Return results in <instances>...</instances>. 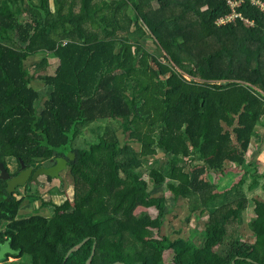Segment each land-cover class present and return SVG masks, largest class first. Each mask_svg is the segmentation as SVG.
I'll return each mask as SVG.
<instances>
[{"label": "trees", "instance_id": "16d2710c", "mask_svg": "<svg viewBox=\"0 0 264 264\" xmlns=\"http://www.w3.org/2000/svg\"><path fill=\"white\" fill-rule=\"evenodd\" d=\"M19 1L17 17L14 0H0V161L17 163L15 176L21 162L73 153V198L44 200L30 182L8 193L0 180V245L12 251L3 262L86 264L95 247L91 264H164L168 251L175 264H264V199L245 222L244 178L233 183L230 171L244 167L254 136L264 150V12L245 5L253 26H218L225 0ZM101 121L97 140L76 146ZM250 164L253 190L264 174ZM36 201L51 215L20 218ZM186 204L188 224L206 223L168 233Z\"/></svg>", "mask_w": 264, "mask_h": 264}, {"label": "rangeland", "instance_id": "374dc122", "mask_svg": "<svg viewBox=\"0 0 264 264\" xmlns=\"http://www.w3.org/2000/svg\"><path fill=\"white\" fill-rule=\"evenodd\" d=\"M34 1V0H33ZM36 1H34L35 3ZM12 10L13 12L17 13V17L22 15L24 13V5L22 2H20L19 0H14V3L12 2ZM20 20L23 21L24 19H22V17H20ZM144 46H146V49L148 50V52L155 54L156 56L160 57L159 53H157V47L155 46V44L151 41L146 43H143ZM45 90H42V92ZM42 94V101L38 102L39 106H43V103L45 102V100H47L48 98V91L46 90L45 92L41 93ZM114 124H118L120 121H113ZM107 124L105 121H101L98 123L93 124L92 126L88 127L86 130L83 131L82 135L79 137V139L77 140V144L76 146L78 147H84L86 145H89L90 143L94 142L97 140L98 138V132L97 131L96 126L97 125H105ZM108 125V124H107ZM95 127V128H94ZM261 129V128H260ZM119 135L121 137V144L124 143V134L120 131ZM261 142V137L260 136H254L253 137V143H252V152L249 154L248 158H247V162L244 165L243 168H233L230 169V171L232 172L233 175V183H238L241 179L244 178V183H242V185L240 186H244L243 189V193H245V196L247 198L248 201V208L247 211L244 213L245 216V222H248L249 219L253 216V206H254V202H253V198L259 197L261 199H264V187H263V183H264V178L261 179V185H259L257 188L253 189V190H248L247 186L250 183V179L248 178V169L250 168L251 164L250 161L257 164L258 169H259V173L260 174H264V150L263 148H258L257 151H254V145H257ZM159 159V158H157ZM159 165L158 161H154V162H147L146 164V169L148 170V172L150 171L151 168L155 167ZM9 169L11 171V173H15L18 170V166L17 163L15 162H9ZM61 177H62V183L56 181V180H52V181H48L47 177L45 176H40L38 178V183H43L42 185L38 186V188H36L34 186V184L38 185L37 183L34 182L33 185H31V189H29V194L31 195H42L44 194L43 198L46 200H53L55 203L57 204H62L65 200L67 199H72L73 198V180L72 177L70 176L68 170L63 171L62 173H60ZM222 177V175H217L216 173H214V175L212 176V178L221 183L224 184V188L228 187V178L229 177H224V180H220ZM58 179V178H56ZM226 183V184H225ZM165 191L168 194V191L166 189V187L164 188ZM20 190L22 192H24V187L20 188ZM233 193V192H232ZM236 196V193H233ZM222 198V197H221ZM234 199L233 197H230V200ZM218 204V203H216ZM35 205H38V207L33 206L34 209H31L29 212H26L23 210V207L20 209L19 212V217L20 218H26L28 216H32V215H36V214H40L42 216H50V211L47 208H42L39 209V206L41 205V203H37ZM174 205L173 200H170V207H172ZM145 208H140L137 211V216L140 217L141 212L145 211ZM174 215L171 214L169 216V221L168 224L166 225V231L168 233H172L175 232L176 230L181 229L182 227L186 230H191V228H196V226H203L206 221H207V217L206 218H200L198 219V223H197V218L194 216L193 220H191V222L188 224L186 220H184L186 213L188 212V204H186L185 207H181L179 206V209L174 210ZM150 213L151 216L153 218H156L158 216V210L153 208L150 209ZM178 215V216H175ZM99 230H101V228H99ZM147 234L149 235H157L156 232H148ZM10 249V248H9ZM12 252V251H10ZM6 264V263H4ZM164 264H175L174 263V254L171 251L166 252L165 254V258H164Z\"/></svg>", "mask_w": 264, "mask_h": 264}, {"label": "water", "instance_id": "95a60500", "mask_svg": "<svg viewBox=\"0 0 264 264\" xmlns=\"http://www.w3.org/2000/svg\"><path fill=\"white\" fill-rule=\"evenodd\" d=\"M221 85H226V83H222ZM67 158L74 160L75 155L69 152L67 154ZM68 159L59 157L56 159L55 165L51 167L40 166L37 168H35L34 166L27 168L25 163L21 162V171L15 176H13L11 171H8L5 165L0 161V180L6 181L8 193H13L16 191L18 187H24L28 182L30 183L35 182L38 184V178L40 176L60 178V173H62L67 169ZM88 240L89 238L85 239L78 245L71 248L65 257V262L72 253L78 251ZM94 254H95V247L93 248L92 255L87 260L86 264H91ZM115 264H125V263L117 262Z\"/></svg>", "mask_w": 264, "mask_h": 264}, {"label": "built area", "instance_id": "2783aa9c", "mask_svg": "<svg viewBox=\"0 0 264 264\" xmlns=\"http://www.w3.org/2000/svg\"><path fill=\"white\" fill-rule=\"evenodd\" d=\"M225 3L229 10V13L216 21L218 26L227 25L233 22H237L238 20L244 22L248 26H253V21L246 17L241 11L243 6L245 5H251L264 12L263 0H225Z\"/></svg>", "mask_w": 264, "mask_h": 264}, {"label": "crops", "instance_id": "0c3cea01", "mask_svg": "<svg viewBox=\"0 0 264 264\" xmlns=\"http://www.w3.org/2000/svg\"><path fill=\"white\" fill-rule=\"evenodd\" d=\"M10 162H14V161H10ZM9 167V165H8ZM44 196V194H42V197ZM46 200V199H44ZM37 203H40V201H36V202H33L31 204H29L28 202H26L22 207H23V210L26 211V212H29L31 209H34L33 206H36L38 207V205H35ZM21 207V208H22ZM35 210V209H34ZM29 217V216H28ZM10 253V249H9V245L7 242H3L1 245H0V264H4L3 262V259L6 257V255H8ZM13 261L12 258H10L9 262Z\"/></svg>", "mask_w": 264, "mask_h": 264}, {"label": "flooded vegetation", "instance_id": "af4514ba", "mask_svg": "<svg viewBox=\"0 0 264 264\" xmlns=\"http://www.w3.org/2000/svg\"><path fill=\"white\" fill-rule=\"evenodd\" d=\"M55 164H53V165H55ZM42 165L45 166V167H51V166H53L52 164H42Z\"/></svg>", "mask_w": 264, "mask_h": 264}]
</instances>
